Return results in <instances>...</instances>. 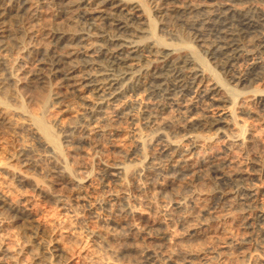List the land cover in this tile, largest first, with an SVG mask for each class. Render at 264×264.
<instances>
[{"label": "rangeland", "instance_id": "374dc122", "mask_svg": "<svg viewBox=\"0 0 264 264\" xmlns=\"http://www.w3.org/2000/svg\"><path fill=\"white\" fill-rule=\"evenodd\" d=\"M170 1L165 0L157 4H148V6H152H149L152 16L157 14L158 8L170 9L173 7L176 8L178 17H183L179 19L180 21L177 19L172 23L165 20L161 21L162 19L160 20L158 14L157 17L155 16L156 18L153 16L157 24L156 32L159 35L161 34L160 36L168 38L165 39L170 42H178L180 39L190 36L191 43L194 45L192 46L201 55L209 59L208 62L212 64L217 72L219 71V76L221 75L227 83L234 84L237 89H242V92L264 87L263 74L261 77H254L250 83L243 82L239 85L235 84L237 80L232 82L238 74L223 69L218 64V59L213 58V54L209 52L210 50H207L206 45H209V41L215 39L216 35L213 31L214 24L203 23L202 19L204 18L203 15L211 14L220 9L224 10L227 7L237 9V11L259 7L257 10L260 9L259 11L264 12V0ZM191 3L192 7L186 8ZM54 5L47 2L42 3L40 5L42 14L37 15V17L30 11L31 13L27 12V14L0 18V26L5 30L1 33L0 40L2 42L12 41L14 34L24 38L23 47L12 51L10 49L3 50L0 42V68L3 69V62L8 61L7 63L13 62L17 65H23L22 67L29 72H42L47 66L44 60L49 54L63 53L65 49L53 47L50 42L54 26L79 29L84 24L81 23L82 19L77 18L76 11L61 14L60 9ZM184 18L189 21L195 20L194 27H190V24H187ZM137 22H139L138 26H144L143 29L146 27L143 18H139ZM173 24L175 25L173 26ZM195 27L200 29V34L197 33ZM94 32L100 33V30L94 29ZM139 33H135L139 39L146 36L144 32L143 34L142 32ZM36 39L41 40V42L38 43L39 40ZM93 39L95 43L104 42V38L101 36H95ZM48 40L50 43H48ZM246 40L249 44L248 48L256 53L253 54V57H259L262 60L264 49L260 48L258 44L249 42V40H252L251 35L247 36ZM46 43L50 48H47ZM41 45H45V47ZM46 51H48V54ZM250 57H242L239 61L240 64L244 66L247 62H250L248 59ZM98 61V68L105 69L108 67L102 56H98ZM95 68L98 69L96 66ZM54 84L51 88L54 91L58 89L57 92L60 91L63 96L55 103L54 113L68 125L58 131L64 161L52 154L44 144L40 143L28 131H15L12 128L6 131L7 126L5 129L4 126L0 131V161L13 163L11 154L19 151L22 143L27 142L31 146L25 152L26 155H21L15 161L19 167V174L14 175L10 172V169L0 166L1 195L14 199L19 205L26 207L25 211L27 210V219L24 223L5 219L11 214L10 212L2 210L3 212L0 213V245L5 249L4 252L0 251V264H38L39 262L40 264H50L45 255L49 252L50 244L54 239L63 241V244L66 243L65 246L73 255L70 260L71 264H101V262L107 260L114 261V264H259L260 259L264 258V234L261 232L260 226H256L259 222H256V219L253 218L247 219L237 209L228 210L225 207V201L216 203L214 197L207 201L212 188L216 189L218 186L219 188L223 186L215 179V173L207 170L179 173V171L173 169L167 170L161 176L156 171L150 173L140 171L137 175L130 176L123 173L119 175L120 177L109 173L107 176L109 179H106L107 185L102 187V184L105 180V173L109 171H113L114 174L118 173L114 169L108 168V166L114 164L132 165L137 158L145 154H154L167 141H176L182 148L191 147L192 142L187 134L193 132L199 135L198 143L192 149L195 163L200 162V159L201 161H211L213 164L219 161L229 162L232 165L230 170L240 171L247 177L245 183L235 187L237 193L245 192L243 189L250 188V185L255 190L260 191V197H263L264 100H261L262 98L253 100L248 107L243 106V108L239 104L234 107L238 121L245 123L246 126L245 143L243 142V145L235 143L234 145V143H229V130H227V127L221 124L220 130H216L202 125L211 116L222 113V109L218 105L196 101L194 102L196 105L192 103L188 106V102L181 100L176 105L168 103V106L166 104V106L158 109V106L155 107V105L162 100L163 96L149 92L143 85L132 87L126 97H121L122 100L120 99L116 106L114 104L105 108V113L100 120L103 131H100V133L95 132L94 125L91 124L81 132L75 126L80 124L79 117L81 113L86 112L87 103L83 99L68 94L64 87ZM44 88L31 89L35 91L29 92L32 101H30L31 108L37 94L39 93V98L40 92ZM33 96L36 98H33ZM237 100L241 101L240 99ZM182 105L190 107L191 110L188 116L181 113L182 109L180 110V108H183ZM34 107L32 109L36 110L37 107ZM149 111L155 113L154 115L158 117V120L160 119V122L170 119L174 123H171L168 127L166 126L163 132H155L152 124L145 122V114ZM142 115L144 116L142 117ZM69 121L71 125H69ZM107 128H114L116 134H109ZM134 128H139L141 135L153 136L152 141L147 145L145 144L146 146L142 145L139 139L133 137ZM64 166L69 168L68 170H72V174H75L73 176L83 178L84 183L89 185V188L81 189L77 181H68ZM76 191L79 192L80 197H75ZM194 194L196 198L193 203L188 204L189 208L186 211L181 213L173 206L178 198L190 197ZM217 213L219 214L217 220H213L212 215ZM202 219L206 220L207 226L201 229L202 232H197L193 236L194 238L192 237V242L178 239L184 233L183 222L186 224L190 220L185 225L189 227L191 224L194 225L195 221ZM181 220L183 221L181 222ZM248 220L255 224L253 229L246 228L245 225ZM144 233L148 236H145ZM130 237L134 238L133 243L129 240ZM242 240L250 241L247 244L249 247L245 246L249 253L244 258L240 257L234 248L235 242L238 243ZM156 242H159L160 246ZM148 244L149 246H147ZM211 246L215 247L216 252L207 249ZM120 247L121 249H119ZM154 247L159 248V251L155 252ZM128 248L129 251H132V254L126 252ZM179 248L190 251L201 250L205 252L203 256H207L187 258L177 252ZM135 249H139L138 254L133 251ZM160 249L165 250L164 253ZM114 250L119 251L116 253ZM135 254H137V258H135ZM133 255L135 256L133 257ZM255 257L258 258L255 259ZM189 259L190 262H188ZM16 260H19V263Z\"/></svg>", "mask_w": 264, "mask_h": 264}, {"label": "bare ground", "instance_id": "6f19581e", "mask_svg": "<svg viewBox=\"0 0 264 264\" xmlns=\"http://www.w3.org/2000/svg\"><path fill=\"white\" fill-rule=\"evenodd\" d=\"M162 1L165 0H0V18L3 19L6 16L9 17L11 15L27 14V12L30 11L36 15V17L37 15L40 16L42 14L40 5L47 2L55 4L54 6H57L60 9L61 14H69L76 11L77 18L82 19L81 23L84 24L79 29H67L54 26L50 42L53 47L65 50L62 54H49L48 57L45 56L47 58H45L44 61L47 66L42 72H29L22 67L23 65H17L13 62L7 63L8 61L3 62V69L0 68L2 69L0 70V131L4 126V129L7 126L6 131L10 128L15 131H28L40 143L44 144L50 152H52V154L58 156L62 161H64L63 151L61 148L62 146L59 139L60 134L58 131L64 129L67 123L65 124L61 118L57 117L54 113L55 110H53V108L56 107L54 106L55 103L59 99L63 98L60 91L57 92L58 89L54 91V89L51 88L54 83H56L54 85L64 87L66 89L65 91L71 96L83 99L87 103L88 108L85 113H81L82 115L80 114V124L75 126V128L82 132L92 124L94 125L93 129L97 133L103 131L100 120L102 115L105 113V108L114 104V106H116V103L121 99V97H126L132 87L143 85L149 92L163 96L162 100L155 105V107L158 106V109L159 107L166 106V104L168 106V103L176 105L181 100L188 102V106L196 101L202 103L209 102L212 103V105H218V107L222 109V113L217 114L216 116H211L212 118L210 117V119L203 122L202 125H205L206 128L208 126L209 128L220 130V125L222 124L227 127V130H229V143H234V145L235 143L238 145L242 144L244 139H246L244 138L246 126L245 123L238 121L234 107L238 104L242 107H248L249 103L255 99L262 98L261 100H264V87L254 88L248 92H242V89H237L234 84L231 85L227 83L221 75L219 76V71L217 72V70L213 68L212 64L208 62L209 59L201 55L197 49L193 47L194 45L191 43L189 38L190 36L180 39L178 42H170L166 40L168 38L165 37V39L163 36H160L161 34L159 35L156 32L157 24L155 18L157 17V14L160 16V20L162 19L161 21L165 20L172 23L177 19L179 20L183 18L182 16L178 17L176 8L171 6L170 9L158 8L157 14L153 15L156 17L153 18L149 8L150 5L148 6V4H157ZM191 7L192 3L187 5L186 8ZM257 9L249 8L248 10L237 11V9L227 7L224 10H214L215 12L203 15L204 18H202L203 23L214 24L213 31L216 35L215 39L210 40L209 45H206L207 50H210L209 52L213 54V58L218 59L217 62L223 69L228 72H236L238 74L234 77L235 79L232 80V82L237 80L235 84L240 85L243 82L250 83L254 77H261L262 74L264 75V58L260 60L259 57H253V54L256 53L248 48L249 44L246 40V37L251 35L252 40H249V42L258 44L260 48L264 49V12ZM139 18H143L145 20L146 27L144 29V26H138L139 22H137V20H139ZM184 19L187 24H190V27H194L195 20L192 21L190 19L191 21H189L186 18ZM140 21L142 22V20ZM174 25L175 24H173V26ZM94 29L100 30V33L94 32ZM195 29L197 30V33L200 34V29H197L196 27ZM4 31L5 30L0 26V34ZM137 32H142V34L144 32L146 36L139 39V37L135 34ZM174 34H176V32H174ZM95 36L103 37L104 42L95 43V40L93 39ZM0 37H2V34ZM12 38V41L2 42V40H0L3 50L10 49L12 51L23 47L24 38L16 34H14ZM43 41L45 42V40ZM40 42L41 40H39L38 43ZM50 42L48 40V43ZM41 46L45 47V45ZM47 48L50 47L48 46ZM46 52L48 54V51ZM98 56L103 57V60L108 64L107 68H98ZM245 56H251L248 58L250 62H247L244 66H242L239 61ZM95 66L98 69H96ZM39 87L45 88L40 92L39 98V93L37 94L38 99L33 96V98H36L34 101L35 105H31L33 106L32 108H35L34 106L37 107L35 110L30 107V103L32 101L31 97H29V92L33 91L31 89ZM237 99H240L241 101H238ZM194 104L196 105V103ZM188 106H186V108L182 105L184 110L183 108H180V110L182 109L181 113H183V115H189L191 109ZM150 111L145 114V122H147V124H152L154 128L152 129L155 132H163L166 126L168 127L171 123H174L172 122L173 120L171 121L170 119H166L164 122H162V120L160 122V119L158 120V117L154 115L155 113L153 114ZM143 116L144 115H142V117ZM74 121L75 120L72 122ZM69 125H71V123ZM107 129L109 134H116V130L114 128ZM187 136L192 142L191 147L182 148L176 141H167L161 145L154 154H145L144 156L137 158L136 162L132 165L114 164L108 166V168L112 170L114 169V171L118 173L114 174L113 171L105 173V180L102 187L107 185L106 179H109V177H107L109 173L110 175L115 176H119L123 173L126 176H130L137 175L140 171L146 173L156 171V173L161 176L170 169L177 170L179 173H185L186 171L201 172L202 170H207L211 173H215V179L222 183L223 186L221 188L218 186L216 189L212 188L213 190L211 189L209 194L211 196L208 195L209 198L207 197L208 200H206L209 201L211 197H214L216 203L225 201V207H227L228 210L232 211V209H237L240 213L245 215L247 219H256V222H259L256 226H260L259 228L264 234V196L260 197V191L255 190L249 184L250 188L243 189L245 192L237 193L235 187L245 183L247 177H245V175L240 171L230 170L232 168H230V166L232 165H230L229 162L225 163L219 161L213 164L211 161H201L200 159V162L195 163L193 161L192 149L195 147V144L198 143L197 141L199 135L189 132ZM133 137L139 139L142 145L146 146L147 143L152 141L153 136L141 135L139 128H134ZM30 148L31 146L28 145L27 142L22 143L19 151L11 154V161L13 163H6L2 160L0 161V166L10 169V172L14 175L19 174V167L15 161L19 159L21 155H26L27 153L25 152ZM65 168L68 175V177L66 175L68 181H77L80 184L81 189L89 188V185L84 183L85 180L83 178L73 176L75 174H72V170L70 171L68 170L69 168ZM75 197H80L79 192L77 193L76 191ZM195 198V194L190 197L186 196L178 199L176 198L177 200H175L173 206H175V208L182 213V211H186L189 208L188 204L193 203ZM16 202L14 199H10L3 194L1 195L0 192V213L3 211L10 212L11 214H9V216L5 219H11V221H22L24 223L27 219V210L25 211L26 207L24 208V206L22 207ZM218 215V213L213 214L212 219L217 220ZM205 219L207 220V218ZM206 220H197L195 221L196 223L194 222V225L191 224L192 226L190 225L189 227L185 225L190 220L188 222L186 221V224L183 222L182 225H184L185 228L184 233L179 236L178 239L181 241L185 240V242L191 241L197 232L199 233L201 229H204L207 226ZM182 221L183 220H181V222ZM250 221L248 220L246 222L245 226L247 229H253L255 226V224ZM125 222H127V220H125ZM140 235L142 234L140 233ZM145 236L148 235L145 234ZM129 240L132 242L134 238L130 237ZM62 242L58 239H54L50 244V250L45 255V258L50 262V264H71L70 260L73 255H71V251H69V249L65 246L66 243L63 244L64 242ZM153 242L155 243V241ZM248 242L246 240L239 241L238 243L235 242L234 248L240 257L244 258V256L249 253V251L247 252L245 248V246L249 244ZM156 243L158 244L159 242ZM147 246H149V244ZM247 247L249 246L247 245ZM214 248V246H211L207 249L211 252H216ZM119 249H121V247ZM136 249L133 251L137 253L140 248L138 250ZM153 250L158 252L159 248L154 247ZM0 251H5L4 247H1V245ZM161 251L164 253L165 250ZM126 252H130V254H132V251H129V248ZM177 252L183 254V256L187 258H203L207 256H203L205 252L201 250L190 251L179 248ZM119 253L121 254V252ZM137 254H135V258H137ZM135 255H133V257ZM257 258L255 257V259ZM18 261L19 260H16V262ZM113 262L107 260L101 262V264H114ZM188 262H190V259ZM260 262L259 264H264V258H261ZM36 263H38V261ZM38 264H40V262Z\"/></svg>", "mask_w": 264, "mask_h": 264}]
</instances>
